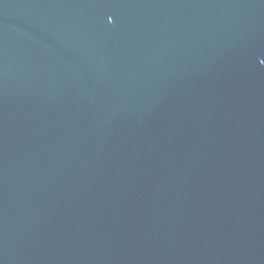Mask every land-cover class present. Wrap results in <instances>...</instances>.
<instances>
[{"label":"water","instance_id":"1","mask_svg":"<svg viewBox=\"0 0 264 264\" xmlns=\"http://www.w3.org/2000/svg\"><path fill=\"white\" fill-rule=\"evenodd\" d=\"M0 264H264V0H0Z\"/></svg>","mask_w":264,"mask_h":264}]
</instances>
